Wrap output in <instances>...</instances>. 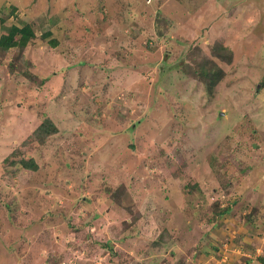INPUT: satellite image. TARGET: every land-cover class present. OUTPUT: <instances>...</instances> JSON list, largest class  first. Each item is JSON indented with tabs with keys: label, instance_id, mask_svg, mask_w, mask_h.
I'll use <instances>...</instances> for the list:
<instances>
[{
	"label": "rangeland",
	"instance_id": "obj_1",
	"mask_svg": "<svg viewBox=\"0 0 264 264\" xmlns=\"http://www.w3.org/2000/svg\"><path fill=\"white\" fill-rule=\"evenodd\" d=\"M27 23L0 48V264H264V0H0V37Z\"/></svg>",
	"mask_w": 264,
	"mask_h": 264
},
{
	"label": "trees",
	"instance_id": "obj_2",
	"mask_svg": "<svg viewBox=\"0 0 264 264\" xmlns=\"http://www.w3.org/2000/svg\"><path fill=\"white\" fill-rule=\"evenodd\" d=\"M50 32L47 31L43 35L44 38H48ZM36 37V31L32 24L27 23L24 26L20 27L18 25L12 24L7 27V32H5L0 37V48L3 51H8L11 48L20 47L24 49L28 43ZM51 44L56 46L58 40L50 39ZM218 50L216 51L219 57H222L224 60L229 63L233 59V52L229 47L225 45H219ZM199 72L195 73L198 77L205 83V86L211 90L213 86L217 85L225 76L224 69L209 56H206L202 61L199 62ZM187 71V70H185ZM58 131L57 125L50 119L46 118L32 133L31 139L37 140L36 142H44L45 139L53 133ZM11 163H19L22 168L37 171L39 168L38 163L33 157L21 156L16 160H11ZM159 244L163 243V240H159ZM260 261L264 263V255L261 256Z\"/></svg>",
	"mask_w": 264,
	"mask_h": 264
}]
</instances>
